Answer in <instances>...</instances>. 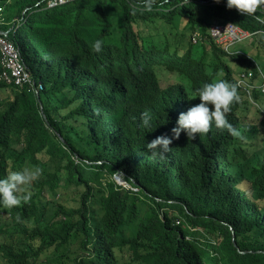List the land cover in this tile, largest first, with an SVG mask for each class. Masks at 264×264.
I'll return each mask as SVG.
<instances>
[{"label":"trees","instance_id":"16d2710c","mask_svg":"<svg viewBox=\"0 0 264 264\" xmlns=\"http://www.w3.org/2000/svg\"><path fill=\"white\" fill-rule=\"evenodd\" d=\"M38 1L0 0L5 22L24 18L7 38L42 85L36 97L27 84L0 80V92L10 91L0 97V179L45 156L65 162L63 182L79 187L80 198L69 210L41 200L44 183H59L58 170L34 182L29 203L0 206L10 217L0 225V258L29 264L46 252L54 256L37 264H64L56 252L71 246L70 264H118L121 250L132 261L145 255L148 264H264V95L238 88L227 119L244 140L214 124L194 140L184 132L172 139L180 113L201 102L194 96L203 84L235 83L229 62L255 70L249 59L205 41L208 25L259 24L195 0L135 14L138 0H76L52 9L34 6ZM179 16L186 19L181 29L173 22ZM98 39L100 53L92 50ZM146 110L150 127L142 126ZM162 135L172 139L165 159L147 149ZM114 174L138 193L116 184Z\"/></svg>","mask_w":264,"mask_h":264},{"label":"clouds","instance_id":"9594fccd","mask_svg":"<svg viewBox=\"0 0 264 264\" xmlns=\"http://www.w3.org/2000/svg\"><path fill=\"white\" fill-rule=\"evenodd\" d=\"M75 1L76 0H40L36 2L34 6L41 7V9H52ZM189 1L190 0H181V4L187 3ZM195 1L199 2L200 4H219L220 6H224L234 11L237 15L247 16L254 22L259 24V28L249 30L233 22L222 23L220 21L214 20L208 25L207 35L202 37L205 41L210 40V42H212L227 56H241L249 59L255 70L253 71L245 65H238L241 69L236 72L235 75L232 74L235 83H231L229 81L221 79L203 84L202 87L197 90V93L194 96L199 97L201 102L190 107L187 112L180 113L177 120V127H174L172 129V139H179L181 132H184L186 133L188 140H194L197 135H206L207 133H209L214 124L217 129H226L233 137L244 140L245 138L243 137L241 132L236 129L231 123H229L227 115L231 112L232 106L238 103L240 100L238 88L245 92L247 96H250L251 91L254 89L258 90L262 95H264L261 91V86L264 83V73L253 59L249 58L241 51H232L231 48L236 44H240L249 40L247 43V49L256 48L259 52L264 53V13L261 12L262 10H264V0ZM168 2L169 0H159V3L158 0H138L139 7H137L136 4H133L132 12L133 14H135L137 11L152 12L154 7L162 8ZM27 9L28 8H25L22 11V14H24ZM23 22L24 18L22 17H13L9 22H5L4 6L0 7V26H8L7 30L0 29V38H4L9 43H11L12 46L17 50L18 54V47L15 46V44L7 38V34L9 32L13 33ZM215 26L221 28L232 26L239 30L242 33L243 37H238L232 43L219 44L216 42L211 33L212 28ZM201 42V27L199 26V24H195L194 31L191 35V43L196 46ZM102 49L103 41L99 39L96 40L92 45V50L96 53H100ZM233 64L237 66V64ZM26 71L30 75L29 78L31 83H23L21 86H18L13 82L9 84H13L12 86L17 88H22L25 84H27L29 86V89L37 97L38 91L42 89V85L40 84V82L35 83L32 80L30 72L27 69ZM258 77H260V80H258ZM0 80L7 83L1 78ZM210 105L212 106L211 108ZM39 108H41L40 103ZM151 119L152 117L150 113L147 110L144 111L141 114L142 126L150 127ZM172 139L164 135L156 137L151 142L147 143V149L151 152V155L153 157L159 156L160 159H165L166 154L171 151L170 145L172 144ZM42 173L43 170L38 166L24 167L21 171H14L5 178L0 179V206H2L4 209L10 210L13 207H20L23 204L29 203L32 197V192L30 191L31 185L42 176ZM114 176H118L120 179H122L118 174H114ZM124 184L127 187H125ZM120 186H123L134 193H138L137 187L127 184V182H125L124 180L123 183L120 184ZM2 213H5V211L3 210L1 214ZM19 220L20 217L17 216V221L19 222Z\"/></svg>","mask_w":264,"mask_h":264},{"label":"rangeland","instance_id":"374dc122","mask_svg":"<svg viewBox=\"0 0 264 264\" xmlns=\"http://www.w3.org/2000/svg\"><path fill=\"white\" fill-rule=\"evenodd\" d=\"M173 22L175 23V26L177 29H181L184 26L185 19L181 17H175ZM248 41L234 45L231 48V50L241 51L242 53L246 54L249 58L253 59L257 63L259 68L264 73V53L259 52L258 49L256 48L247 49ZM229 67L231 68L233 75H235L236 72H238L241 69L240 66L238 65L236 66L233 63H229ZM220 76H222V74ZM258 80H260V77H258ZM166 82L167 81L162 80L163 85H165ZM9 92H10L9 90L0 92V97L1 98L9 97L10 96ZM250 105H253V104L250 102ZM248 110L252 111V109H248ZM247 118H249L251 121H255V118H253L251 115L248 116ZM15 147H19V146L16 145ZM39 158H42L45 160L42 163L41 162H38L35 164L28 163L26 165H23L20 169H18V171H21L24 167H32V166L40 167L43 170L42 176L38 179L40 183L43 180L47 179L46 173H54L59 170L60 175H62V177H60L59 183L52 182V186H50L47 182L44 183L42 187L40 188V198L42 201L47 200L50 202H55L56 204H59L60 206H62L65 210H69L70 208L77 207L79 204V198H80V188L72 183L67 184L63 182L64 172L61 170V168L65 164V162L57 160V159L45 158V156H40ZM112 178L118 185L123 183V180L120 179L118 176H113ZM33 185L34 183L31 186ZM124 186L127 187L125 184ZM30 191H31V188H30ZM167 211L170 216H172L175 213V211H172V210H167ZM52 213H53L52 211L50 213H46V216L49 217ZM9 223H10V217L7 215L6 211L5 213H2V214L0 213V225H7ZM32 224H33V220H30L28 222V225L32 226ZM174 224H177V223L174 222ZM41 227L45 228L46 224L43 223ZM207 238H209L208 234H206L204 239H207ZM3 240H6V237L0 234V242ZM70 247L71 246L62 247L56 252L58 259L64 262V264H70L71 260L74 257V254L70 253ZM63 254H66L67 256ZM53 256L54 255L52 253H46V252L40 253L37 259L31 258L29 260V264H37L38 262H42L43 260H45L47 257H53ZM67 257L69 258V260L67 259ZM116 259L118 261V264H148V259L145 257V255H142L139 261H132L131 260L132 256L130 252L127 250L117 251ZM0 264H8V263L0 258Z\"/></svg>","mask_w":264,"mask_h":264},{"label":"built area","instance_id":"2783aa9c","mask_svg":"<svg viewBox=\"0 0 264 264\" xmlns=\"http://www.w3.org/2000/svg\"><path fill=\"white\" fill-rule=\"evenodd\" d=\"M261 12L264 13V10ZM211 33L219 44L232 43L238 37H243L242 33L232 26L226 28L215 26L212 28ZM0 55V62L3 68L0 75L1 79L7 83L13 82L18 86H21L23 83H31L30 75L21 62L17 50L4 38H0ZM261 91L264 94V83L261 86ZM175 222L179 223L178 220Z\"/></svg>","mask_w":264,"mask_h":264},{"label":"water","instance_id":"95a60500","mask_svg":"<svg viewBox=\"0 0 264 264\" xmlns=\"http://www.w3.org/2000/svg\"><path fill=\"white\" fill-rule=\"evenodd\" d=\"M232 240H234V236H233V233H232ZM234 244V243H233ZM241 253H243V252H241Z\"/></svg>","mask_w":264,"mask_h":264}]
</instances>
